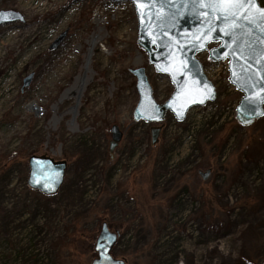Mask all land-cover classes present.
<instances>
[{
	"label": "rangeland",
	"instance_id": "1",
	"mask_svg": "<svg viewBox=\"0 0 264 264\" xmlns=\"http://www.w3.org/2000/svg\"><path fill=\"white\" fill-rule=\"evenodd\" d=\"M6 11L23 20L0 26V264H92L104 225L126 264H264V117L237 123L228 61L198 56L217 98L184 123L135 121L131 69L159 103L174 88L138 46L131 2L0 0ZM33 155L67 163L57 194L29 188Z\"/></svg>",
	"mask_w": 264,
	"mask_h": 264
},
{
	"label": "water",
	"instance_id": "2",
	"mask_svg": "<svg viewBox=\"0 0 264 264\" xmlns=\"http://www.w3.org/2000/svg\"><path fill=\"white\" fill-rule=\"evenodd\" d=\"M131 2L138 22V46L145 52L148 63L161 75L167 76L174 88L170 98L159 103L144 67L130 70L136 77L139 101L134 111L135 121L162 123L171 113L178 123L185 122L193 108H201L217 98L216 88L204 72L198 55L209 51V60L228 61L229 83L242 93L236 107V121L250 127L264 117V10L259 0L256 7L240 10L237 15L218 7L219 0H119ZM248 2V0H245ZM259 9V10H258ZM0 26L23 20L16 12H0ZM63 34L51 47L56 49L65 39ZM211 44H217L209 50ZM34 75L24 80L30 86ZM162 126L151 128L152 144H156ZM110 151L123 138L119 127H111ZM30 189L46 196L58 193L64 183L65 161L48 156L29 158ZM211 171H200L207 180ZM119 233L104 225L97 239L98 257L92 264H126L115 259L111 250Z\"/></svg>",
	"mask_w": 264,
	"mask_h": 264
},
{
	"label": "snow or ice",
	"instance_id": "3",
	"mask_svg": "<svg viewBox=\"0 0 264 264\" xmlns=\"http://www.w3.org/2000/svg\"><path fill=\"white\" fill-rule=\"evenodd\" d=\"M218 7H221L224 11L229 12L232 9H235V11H231L232 15H237L240 10L249 8V7H256L254 3L251 2V0H248V2H245V0H219ZM259 10V9H258ZM262 13H264V10H259ZM3 17V14H0V18Z\"/></svg>",
	"mask_w": 264,
	"mask_h": 264
},
{
	"label": "bare ground",
	"instance_id": "4",
	"mask_svg": "<svg viewBox=\"0 0 264 264\" xmlns=\"http://www.w3.org/2000/svg\"><path fill=\"white\" fill-rule=\"evenodd\" d=\"M81 82L83 83V85L86 83V80L85 79H82L81 80ZM80 89V87L78 88V90ZM71 94H74L75 93V89H73V90H71V92H70ZM34 107L32 106V109H33ZM80 182H81V185H82V180L80 179ZM80 182H76V181H74L73 182V184H72V187H78V185H80V184H78V183H80ZM56 208L55 207H51V206H49L48 207V213H51V214H53V213H55L56 212ZM46 216V215H45Z\"/></svg>",
	"mask_w": 264,
	"mask_h": 264
},
{
	"label": "flooded vegetation",
	"instance_id": "5",
	"mask_svg": "<svg viewBox=\"0 0 264 264\" xmlns=\"http://www.w3.org/2000/svg\"><path fill=\"white\" fill-rule=\"evenodd\" d=\"M261 4L264 5V2L262 3V1L260 0Z\"/></svg>",
	"mask_w": 264,
	"mask_h": 264
},
{
	"label": "trees",
	"instance_id": "6",
	"mask_svg": "<svg viewBox=\"0 0 264 264\" xmlns=\"http://www.w3.org/2000/svg\"><path fill=\"white\" fill-rule=\"evenodd\" d=\"M262 1V3L264 2V0H261Z\"/></svg>",
	"mask_w": 264,
	"mask_h": 264
}]
</instances>
